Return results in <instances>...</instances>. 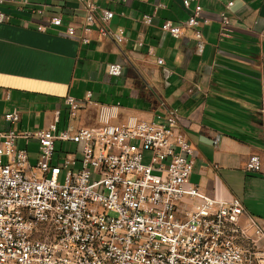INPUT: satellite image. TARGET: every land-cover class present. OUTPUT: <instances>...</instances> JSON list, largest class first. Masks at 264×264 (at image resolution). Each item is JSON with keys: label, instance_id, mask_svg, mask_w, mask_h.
Masks as SVG:
<instances>
[{"label": "crops", "instance_id": "crops-1", "mask_svg": "<svg viewBox=\"0 0 264 264\" xmlns=\"http://www.w3.org/2000/svg\"><path fill=\"white\" fill-rule=\"evenodd\" d=\"M87 2L96 15L101 9L113 13L90 33L82 30ZM189 4L186 9L182 0H4L0 130L9 126L4 113L13 114L17 132L53 124L59 130L68 123L92 126L100 107L114 110L112 122L129 116L161 120L173 113L193 150L189 183L217 200L239 199L245 210L239 225L264 251V237L253 235L254 226L264 231L263 179L244 171L247 157L264 151V0ZM195 4L201 7L200 25L192 28L185 22ZM221 14L228 18L225 29ZM56 16L57 26L49 23ZM165 21L180 26L178 37L161 29ZM194 30L202 35L199 52ZM118 31L121 41L111 36ZM113 62L122 66L120 76L106 74ZM66 97L80 106L70 120ZM62 144L55 142V149ZM17 147L35 163L37 141L25 145L19 139ZM76 152L77 146L69 153Z\"/></svg>", "mask_w": 264, "mask_h": 264}, {"label": "built area", "instance_id": "built-area-1", "mask_svg": "<svg viewBox=\"0 0 264 264\" xmlns=\"http://www.w3.org/2000/svg\"><path fill=\"white\" fill-rule=\"evenodd\" d=\"M182 4L189 9V0ZM83 8L85 33L113 15L107 9L96 15L89 2ZM200 11L195 4L185 24L197 28ZM6 19L0 9V23ZM49 23L60 25L61 17ZM221 25L228 26L224 14ZM161 29L180 34L168 21ZM111 36L122 40L121 31ZM194 38L199 52L198 30ZM105 70L110 77L122 74L116 62ZM64 103L69 120L75 118L77 101L66 97ZM114 116L100 107L92 126L17 132L13 114H3L9 126L0 130V264H264V251L239 225L240 200H217L189 183L193 150L173 113L122 122H112ZM19 139L37 141L35 163L17 147ZM57 141L74 143L80 157L56 150ZM244 171L261 175L264 192V151L250 154ZM253 235L264 237V231L254 226Z\"/></svg>", "mask_w": 264, "mask_h": 264}, {"label": "rangeland", "instance_id": "rangeland-1", "mask_svg": "<svg viewBox=\"0 0 264 264\" xmlns=\"http://www.w3.org/2000/svg\"><path fill=\"white\" fill-rule=\"evenodd\" d=\"M62 148L64 152H75L76 150V145L74 143H63L62 144ZM77 157H80L79 152L75 153ZM63 177L62 175H60L59 179H58V183H60L62 181Z\"/></svg>", "mask_w": 264, "mask_h": 264}]
</instances>
